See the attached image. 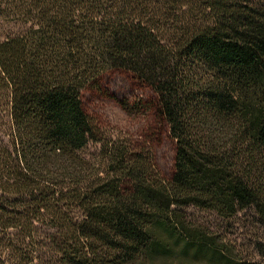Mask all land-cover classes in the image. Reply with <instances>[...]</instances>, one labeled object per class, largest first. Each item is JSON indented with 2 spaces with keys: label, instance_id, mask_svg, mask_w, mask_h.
Instances as JSON below:
<instances>
[{
  "label": "trees",
  "instance_id": "obj_1",
  "mask_svg": "<svg viewBox=\"0 0 264 264\" xmlns=\"http://www.w3.org/2000/svg\"><path fill=\"white\" fill-rule=\"evenodd\" d=\"M0 264H264L196 223L264 231V0H0ZM112 72L176 142L106 138L85 109ZM92 145L93 157L83 155Z\"/></svg>",
  "mask_w": 264,
  "mask_h": 264
},
{
  "label": "rangeland",
  "instance_id": "obj_2",
  "mask_svg": "<svg viewBox=\"0 0 264 264\" xmlns=\"http://www.w3.org/2000/svg\"><path fill=\"white\" fill-rule=\"evenodd\" d=\"M23 31L20 25L0 22V40ZM101 88L102 92L85 93L84 104L89 115L103 129L106 138L129 139L147 145L153 151L163 178L170 179L174 170L175 140L154 114L132 113L130 110L140 102L152 103L153 93L150 89L125 72H112L105 76ZM98 151L99 147L92 145L83 155L90 158L97 155ZM188 213L196 223L219 235L226 244L234 246L244 260L262 262L259 244L264 241V231L254 210L242 212L232 221H224L213 213L194 209L188 210Z\"/></svg>",
  "mask_w": 264,
  "mask_h": 264
}]
</instances>
